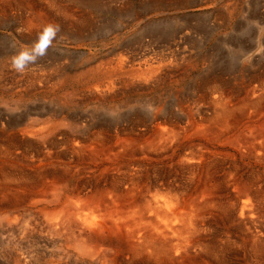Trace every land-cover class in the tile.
I'll use <instances>...</instances> for the list:
<instances>
[{
    "label": "bare ground",
    "instance_id": "6f19581e",
    "mask_svg": "<svg viewBox=\"0 0 264 264\" xmlns=\"http://www.w3.org/2000/svg\"><path fill=\"white\" fill-rule=\"evenodd\" d=\"M61 8L67 18L73 11ZM32 13L21 21L28 31L53 23L46 11ZM173 39L167 37L164 48H183ZM245 48H238L241 55ZM166 55L151 63L136 53H120L74 74L72 84L78 86L71 89H65L66 72L56 62L46 90L65 89L63 103H75V95L77 103L81 97L107 102L100 105L106 113L53 107L39 115L0 116L1 259L5 255L11 264L264 262V63L247 56L242 65L258 63L256 68L245 73L246 65L225 78L208 50L198 55L204 64L200 72L184 87L168 89L167 106L163 99L148 98L139 100L142 109L125 113L119 110L129 101L110 103L128 87L145 93L167 81H185L191 69L170 70ZM38 75L31 76L40 83Z\"/></svg>",
    "mask_w": 264,
    "mask_h": 264
},
{
    "label": "rangeland",
    "instance_id": "374dc122",
    "mask_svg": "<svg viewBox=\"0 0 264 264\" xmlns=\"http://www.w3.org/2000/svg\"><path fill=\"white\" fill-rule=\"evenodd\" d=\"M2 1L3 0H0V73H2L0 75V84L2 85H0V116L4 117L12 114V116H14V114L19 115L25 113L30 115H39L40 112H44L46 109H54L53 107L56 109L63 108L65 111L70 113H79L80 111L79 114H90L91 110L93 112H91V114L105 112L104 108L101 106L105 105L102 103L107 104V102H99L91 97H89L88 100L81 97L80 99L82 101L80 102L79 100L77 103L76 99H79V97L75 95V103H63L64 100L62 99V93L65 89H71L72 87L78 86L77 83L72 84V82L75 81L74 74L79 73L81 70L85 71L88 68H95L97 63L100 64L103 63V61L106 63L108 60L115 58L120 53L124 55L125 53H136V56L140 58L141 61H146L148 59L146 62L151 63H154V60L158 61L161 58L163 59L162 55L164 56L166 53L167 55L165 56V60L170 62V70H181V67L186 68L188 71L189 68L191 69L185 77V81L179 80V83L175 82L173 84L175 80L171 82L167 81L165 83H161L159 88L151 89V91L147 90L145 93L136 92L130 87L127 88L128 90L123 91V93H121V91L118 92L115 101H111L110 103L119 104L126 102V100L129 101L128 105L120 107L119 111L125 113L142 109L139 106V100L142 101L148 98L153 100L156 98L161 102L163 99L164 105L167 106L170 101V95H168L169 90L170 92H173V89L175 88L184 87L189 78H192V76L202 70L204 64H202L201 59L197 58L199 54H205L208 50L213 51L214 56L212 58L215 60L214 64L218 68L222 67L225 78H227V75L229 74H236L237 68L247 67L245 73H247L246 71H251L249 69H252L253 67L256 68L255 66L258 65L257 62V65L254 64V66L252 63H250L251 65L247 64L248 62L242 65L246 62L248 57H254L258 60V62L264 63V54L262 53L264 48V13L261 12L264 8V0H84V2L83 0H62L63 2L60 0H21L20 3L17 0ZM25 1L26 4H24ZM6 2L10 3L8 4ZM17 2L19 4L16 7L15 5H17ZM59 2L60 4H56ZM2 3H4V5ZM64 3L69 5L66 6ZM78 3H84V5ZM99 5L101 6L99 7ZM32 6L39 8L34 9ZM61 7L69 12L70 10H73V13L67 12V14L69 13L68 15H70H67V18L62 13L59 14L60 11L62 12ZM56 8L59 10L57 11ZM40 10L42 12L46 11V13H49V15L52 16L51 18L53 19V23L50 22V24H43L44 26L41 25L42 28L40 26H38L37 29L32 28L33 31L36 30L37 32H33L32 30L28 31V29L26 30V27L24 28L23 26V20L27 16L33 14L32 12H41ZM50 10H54V12H51L54 14L51 15ZM81 14H83L84 17L81 16ZM71 15L73 16L71 17ZM63 18L66 19V21ZM70 20L72 21L70 22ZM49 30H52V32H48ZM167 37L169 39L175 38L172 40L173 42L180 40L179 42L185 49L182 50L183 48L179 47L182 50L181 51L180 49L174 47L171 49L164 48L165 46L163 45L167 40ZM169 41L171 42V40ZM45 47L46 51L44 54L38 55V52ZM245 47L249 49L247 53L241 55L238 48L240 49ZM182 55H186L187 58H184L186 56ZM32 56L36 57L35 61L30 59ZM188 60L189 62H187ZM56 62L63 66V70L66 72V88H61V91L60 89H54L55 91H52L49 88V90H46L47 87H49V84L52 83V80L49 79V74L51 73L52 75L54 71H57L58 64ZM85 64L87 65L84 66ZM191 64H194V69L190 67ZM53 65L55 66V70ZM3 66L5 67L3 68ZM15 71L19 73L20 76L16 74ZM33 72H36L37 75L40 72L38 75L39 78L41 77L40 83L36 82L35 78L31 76L33 75ZM46 72L49 73L47 74ZM44 76L45 78L46 76L48 77L47 81L42 79ZM26 77L28 78L26 79ZM88 78L89 76L85 77V79L89 80L90 83L93 82L92 78ZM26 82L28 86L25 84ZM28 82H30V84L31 82L34 83L30 85ZM15 83L17 86H14L16 85ZM32 85H34V87H32ZM172 85H175V87ZM171 86L174 88L172 89ZM4 88L7 89V91ZM131 91L132 93H130ZM19 92H21V94ZM135 94H137L139 98H136L137 95ZM52 96L54 97L52 98ZM56 96L57 98H55ZM125 97H129V100ZM13 99H16V104H14V101V103L11 101ZM61 102L63 104H61ZM20 104L21 106H19ZM69 104H71L72 107L69 106ZM81 104H83V106ZM97 108H99V112ZM6 113L8 115H5ZM39 207H42V205H38L37 207H33L31 209L34 210ZM30 221L32 222L33 220H28V223ZM32 235L37 238L40 234L33 233ZM238 255L236 261L241 263L243 256L240 252ZM6 257L7 256L5 255L2 259L0 257L2 260H0V264H7L8 262V264H11L9 258ZM257 264H264V262L260 261Z\"/></svg>",
    "mask_w": 264,
    "mask_h": 264
},
{
    "label": "clouds",
    "instance_id": "9594fccd",
    "mask_svg": "<svg viewBox=\"0 0 264 264\" xmlns=\"http://www.w3.org/2000/svg\"><path fill=\"white\" fill-rule=\"evenodd\" d=\"M45 51H46V47H45L44 49H41V50L38 52V55H43ZM30 59H31L32 61H35L36 57H35V56H32V57H30Z\"/></svg>",
    "mask_w": 264,
    "mask_h": 264
}]
</instances>
